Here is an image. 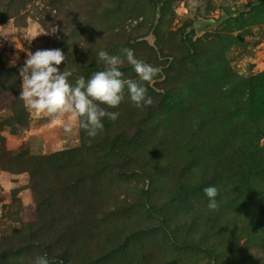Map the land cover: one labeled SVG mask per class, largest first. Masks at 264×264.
<instances>
[{
    "label": "trees",
    "instance_id": "trees-1",
    "mask_svg": "<svg viewBox=\"0 0 264 264\" xmlns=\"http://www.w3.org/2000/svg\"><path fill=\"white\" fill-rule=\"evenodd\" d=\"M182 43L184 59L204 55V70L176 71L177 62L168 68L158 64L165 78L148 93L153 103L136 108L126 99L132 110L109 109L118 111V118H105L103 131L94 138L80 130L79 148L32 155L7 150L0 136V165L12 173H29L39 212L37 228L24 223L18 230L23 240L2 237L0 264H31L22 256L38 245L40 255L47 254L52 264H189L187 254L198 252L219 260L227 250L238 249L242 239H246L242 246L264 248V145L259 142L264 137V71L243 80L231 70L223 49L209 55V50H199L187 38ZM71 63L67 69L76 71L70 80L103 69L95 60ZM20 81L17 68H7L0 57V96L13 94L10 107L18 120L27 117L18 97ZM194 114L204 119L192 131ZM155 115L159 126L178 141L174 154L165 159L154 147V134L141 128ZM6 123H12L10 118ZM93 149L101 158L88 163L84 158ZM194 167L202 177L195 190L190 186L196 176ZM138 171L154 184L166 174L171 191L162 198L163 212L156 222L122 230L120 220L139 212L135 200L126 202V196L121 199L117 192L125 179L136 181ZM210 185L223 196L218 198L219 208L208 211L214 215L207 230L195 229L183 240L166 211L193 205L194 196ZM145 193L149 198L152 191ZM108 199L115 200L113 209ZM194 224L197 217L187 226ZM152 233L155 243L160 237L168 239L157 252L145 249L146 237ZM205 235L215 236L218 242L207 243Z\"/></svg>",
    "mask_w": 264,
    "mask_h": 264
},
{
    "label": "rangeland",
    "instance_id": "rangeland-1",
    "mask_svg": "<svg viewBox=\"0 0 264 264\" xmlns=\"http://www.w3.org/2000/svg\"><path fill=\"white\" fill-rule=\"evenodd\" d=\"M230 14L233 17L224 20L217 29L214 28L216 26H208L200 34L195 29L194 23L199 17L220 19ZM197 37L201 40L196 41ZM184 38L199 45V50H209V55L223 49L234 74L243 80L249 79L264 71V0H0V57L7 68L14 67L18 71L28 53L37 49H62L68 59V68L73 64L71 62L81 65L79 62L94 61L100 48L110 54H120L123 47L133 49L137 58L153 66L161 64L168 68L172 62H177L174 64L176 71H203L207 62L204 55L193 59L183 58ZM59 67L64 70V62ZM123 67L126 78L138 79L130 65L125 62ZM160 74L152 84L141 82L146 84L148 93L156 83L157 86L163 83L165 73ZM21 84L22 78L20 89ZM13 98V94L0 96V136L5 138L7 150L27 151L32 155L50 154L82 145L81 129L78 127L71 135H66L52 118L37 115L27 108V117L18 120L10 107ZM126 104L122 102L118 109L122 112L133 109ZM8 118L12 123L6 125ZM192 118L190 127L194 131L204 118L201 119L198 114ZM159 123L160 118L155 115L152 120L141 124V128L154 134V147L157 146V152L165 159L174 154L178 141ZM259 142L263 146L264 137ZM100 158L101 153L93 149L84 160L93 163ZM193 170L196 176L190 186L193 185L191 188L195 190L202 177L198 167ZM138 173L136 181L125 179L117 192L121 199L126 196V202L135 200L139 212L120 220L122 230L141 223L148 225L156 222L163 212L162 198L171 191L166 174H163L166 180L162 178L154 184L144 172ZM190 173L188 171L187 175ZM31 186L29 173H12L0 165V241L8 235L13 237L14 242L23 240L24 235L18 230L24 223L30 224L26 227L34 229L39 226V212ZM147 190L152 191L149 198L145 193ZM202 192L194 196L191 206L184 205L182 209L176 206L169 211L165 209L182 239L195 229L198 232L207 230V223L212 221L214 214L208 213V198ZM221 197L219 194L217 200ZM108 205L113 209L115 200L108 199ZM196 217V227L187 226ZM30 231L28 233L32 234L33 230ZM154 237V233L146 237L145 249L148 251L157 252L162 249L160 244H168V239L164 237L155 243ZM215 238L205 235L209 244L218 242ZM245 240H241L238 249L221 254L219 260H210L194 252L187 254L188 263L264 264V248L253 244L242 246ZM38 247L23 254L22 259L27 257L33 260L40 255L41 249ZM54 264L63 263L54 261Z\"/></svg>",
    "mask_w": 264,
    "mask_h": 264
},
{
    "label": "clouds",
    "instance_id": "clouds-1",
    "mask_svg": "<svg viewBox=\"0 0 264 264\" xmlns=\"http://www.w3.org/2000/svg\"><path fill=\"white\" fill-rule=\"evenodd\" d=\"M67 60L60 48L37 49L28 53L19 69L22 84L18 95L27 109L52 118L66 135H71L74 128L78 127L88 137H96L104 129L105 118L116 120L119 116L118 111L109 109L118 108L126 99L136 108L153 103L146 84L141 82L154 83L161 68L137 58L133 49L123 47L120 54H110L100 48L95 62L102 63L103 69L87 78L77 75L74 80H70L76 70L66 68ZM62 62L64 70L59 67ZM125 62L132 67L138 79L125 77L122 71ZM219 191L215 185L203 188L210 211L219 208ZM31 264L52 262L44 254L34 257Z\"/></svg>",
    "mask_w": 264,
    "mask_h": 264
},
{
    "label": "water",
    "instance_id": "water-1",
    "mask_svg": "<svg viewBox=\"0 0 264 264\" xmlns=\"http://www.w3.org/2000/svg\"><path fill=\"white\" fill-rule=\"evenodd\" d=\"M228 16L222 17L221 19H216V18H203L199 17L195 23V29L196 31L200 34L205 27L208 26H219L224 20H226Z\"/></svg>",
    "mask_w": 264,
    "mask_h": 264
}]
</instances>
